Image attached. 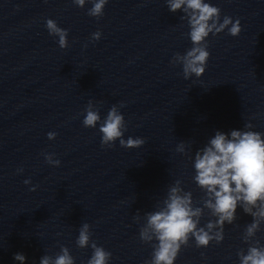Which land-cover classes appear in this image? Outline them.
<instances>
[{
  "label": "water",
  "instance_id": "water-1",
  "mask_svg": "<svg viewBox=\"0 0 264 264\" xmlns=\"http://www.w3.org/2000/svg\"><path fill=\"white\" fill-rule=\"evenodd\" d=\"M209 2L221 20L239 18L241 31L210 34L205 72L186 80L170 61L192 46L188 26L165 0H108L98 18L72 0H0V264H19L17 252L39 264L61 245L86 264L92 249L75 243L85 222L91 240L111 252L109 264H144L152 253L139 238L145 214L177 179L195 204L203 196L176 145L183 141L191 155L216 130L246 123L264 133V0ZM47 18L68 30V47L49 35ZM89 100L101 117L122 103L124 138L144 144L101 146L99 131L82 124ZM209 218L205 209L201 224ZM251 220L237 207L222 242L197 248L190 239L175 264H238ZM256 238L264 244V224Z\"/></svg>",
  "mask_w": 264,
  "mask_h": 264
},
{
  "label": "clouds",
  "instance_id": "clouds-1",
  "mask_svg": "<svg viewBox=\"0 0 264 264\" xmlns=\"http://www.w3.org/2000/svg\"><path fill=\"white\" fill-rule=\"evenodd\" d=\"M77 7L86 4L87 15L100 17L108 0H72ZM169 12H181V21L188 26L187 36L191 47L183 54L175 53L171 63L182 66L183 77L199 78L206 70L210 52L208 37L227 30L231 36L239 35L240 19L225 15L220 18V8L209 0H165ZM45 27L49 35L58 37L56 43L63 49L68 47V30L58 26L55 20L47 18ZM99 30L91 33L92 40H99ZM86 46V45H85ZM113 104L106 115L101 117L99 109L92 100L83 109L82 124L95 128L100 133L101 146L112 147L114 142L125 148H135L144 144L142 137L124 138L126 123L120 107ZM251 123L243 128L230 129L228 132L216 130L206 143L189 155L190 148L181 141L176 145V152L189 156L194 174L192 180L202 191L199 204L194 203L193 194L181 187L177 179L169 188L162 206L145 214V223L139 228L142 242L152 244L151 258L144 264H175L182 246L194 240L197 248H206L215 241L224 239L225 224H232L236 219L237 207L252 217L243 229L242 240L247 248L237 251L238 264H264V244L256 234L264 224V133L252 130ZM47 138H55L54 131L47 132ZM54 153H45L48 164L59 166L60 160L53 159ZM18 168L17 172H22ZM24 184H30L25 179ZM30 190H35L32 186ZM207 209L209 218L201 224V217ZM214 218V219H213ZM79 248L90 247L92 253L86 264H109L111 252L91 240L90 225L85 222L78 230L75 240ZM13 260L25 264L23 253L13 254ZM39 264H75L67 246L61 245L59 251L50 256L44 254Z\"/></svg>",
  "mask_w": 264,
  "mask_h": 264
}]
</instances>
